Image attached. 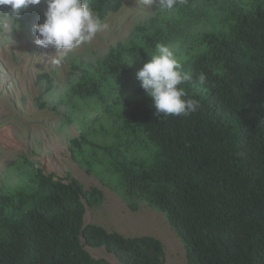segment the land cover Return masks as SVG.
<instances>
[{"label": "trees", "instance_id": "obj_1", "mask_svg": "<svg viewBox=\"0 0 264 264\" xmlns=\"http://www.w3.org/2000/svg\"><path fill=\"white\" fill-rule=\"evenodd\" d=\"M86 2L104 18L125 0ZM45 9L43 0L19 15L0 6V29L5 21L15 34H32ZM158 43L192 74L181 87L200 102L195 113L154 115L136 74ZM62 92L58 103L70 116L100 108L69 139L72 160L131 209L142 201L165 213L187 264H264V0L157 6L104 57L72 59ZM19 156L10 164L17 183H0V264H110L87 247L104 248L120 264H164L157 237L85 223L87 206L103 200L99 187L85 189Z\"/></svg>", "mask_w": 264, "mask_h": 264}, {"label": "rangeland", "instance_id": "obj_2", "mask_svg": "<svg viewBox=\"0 0 264 264\" xmlns=\"http://www.w3.org/2000/svg\"><path fill=\"white\" fill-rule=\"evenodd\" d=\"M157 6L148 8L143 0H125L119 9L110 10L101 18L109 24L108 30L97 33L91 43L68 52L37 46L35 32L31 37L26 33L18 35L6 27L5 21L1 23L0 183H17L10 164L26 154L46 173L72 175L85 189L97 186L103 191L99 206H87L85 223H97L131 237L153 235L164 245V264H187L183 242L165 213L142 201L137 209H131L101 177L70 157L69 139L78 136L83 122L100 108L90 107L70 116L68 106L58 103L69 81L72 59L104 57L112 45L125 41L137 24L152 16ZM47 83L52 84L50 91L46 90ZM87 250L94 257L106 258L110 264H120L104 248Z\"/></svg>", "mask_w": 264, "mask_h": 264}, {"label": "clouds", "instance_id": "obj_3", "mask_svg": "<svg viewBox=\"0 0 264 264\" xmlns=\"http://www.w3.org/2000/svg\"><path fill=\"white\" fill-rule=\"evenodd\" d=\"M42 0H0V6H8L11 14L19 15L23 9L38 5ZM46 4L44 21L34 25L35 44L40 47H53L68 52L93 41L97 33L109 29L89 7L86 0H43ZM144 5L152 8L154 4L165 10H172L186 0H143ZM32 32V34H33ZM28 34V33H27ZM32 34H28L30 37ZM127 40V39H126ZM113 46V45H112ZM150 60L137 71V79L147 96L152 99L156 116H188L200 108V102L186 96L181 85L193 80L191 73L185 71L166 45L158 43L156 52ZM199 85L206 82V74L196 77Z\"/></svg>", "mask_w": 264, "mask_h": 264}, {"label": "bare ground", "instance_id": "obj_4", "mask_svg": "<svg viewBox=\"0 0 264 264\" xmlns=\"http://www.w3.org/2000/svg\"><path fill=\"white\" fill-rule=\"evenodd\" d=\"M9 134H10V132H9ZM11 136V135H10Z\"/></svg>", "mask_w": 264, "mask_h": 264}]
</instances>
